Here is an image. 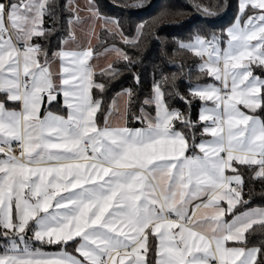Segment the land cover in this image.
<instances>
[{"label":"snow or ice","instance_id":"snow-or-ice-1","mask_svg":"<svg viewBox=\"0 0 264 264\" xmlns=\"http://www.w3.org/2000/svg\"><path fill=\"white\" fill-rule=\"evenodd\" d=\"M87 10L85 47L75 0H0V264H264V207L245 199L241 171L264 183V0H239L219 35L178 42L193 57L189 74L206 82L189 84L184 96L176 76H162L138 113L125 90L119 126L110 123L118 101L98 121L106 84L96 77L115 79L117 62L135 61L105 47L117 61L97 73L94 26L139 47L148 28L174 13L141 22L129 38L95 0ZM64 11L67 35L50 54L40 41L56 34ZM172 97L189 109L199 100L198 120L173 108Z\"/></svg>","mask_w":264,"mask_h":264},{"label":"trees","instance_id":"trees-1","mask_svg":"<svg viewBox=\"0 0 264 264\" xmlns=\"http://www.w3.org/2000/svg\"><path fill=\"white\" fill-rule=\"evenodd\" d=\"M188 1L192 7H189L184 0H152L146 6L149 0H145L144 7L139 11L133 12L119 8H132L130 5L133 0H108L109 3L105 0H95L102 15L118 20L124 34L129 38L134 36L136 28L141 22L154 21L165 9L174 13L156 21L153 27L148 28L139 47H129L122 42L118 35L113 38L112 36L105 35L103 28L98 30L97 34L102 39L97 40L93 45L96 51L106 45H115L126 51L135 61L134 66L128 67H125V62L123 61L117 62L115 66L120 69L121 74L115 79H107L99 74L97 75V81L106 84V90L102 95L97 92V99L102 98L103 100L102 112L98 113L97 117L101 125L104 115L109 109L111 99L116 93L123 91V89H131L135 93L136 103L133 105V112L138 113L140 102L146 97L154 81L159 82L162 76H176L178 91L184 96H188L189 94V84L195 85L206 82L203 79L198 80L195 71L189 74L188 69L193 65V57L177 51V44L181 41L190 40V37L196 33H215L219 35L234 20L237 13V0H228L227 11L220 18L218 17L225 10V0ZM60 2L66 4V0H60ZM111 4L119 7H114ZM196 4L211 10L215 14L208 15L203 10H198L195 7ZM194 9L202 16H198ZM68 17L69 13L64 11L56 24V34L49 41H40L49 50L50 54L60 46V41L67 35L66 30L68 25L66 21ZM49 23L51 22L49 21ZM115 61L117 59L112 60L110 63ZM182 64L184 65V69L180 71ZM256 74L261 75L259 70H257ZM135 76L139 77V84L136 83ZM169 103L173 108L181 112L190 113L192 121L198 120L201 107L199 100H194L190 109L178 97L170 98ZM128 126L139 127L140 125L131 122ZM241 171L245 180V199L251 201L252 207H264V183L253 180L250 171L246 169H241ZM258 239V236L254 238L257 241ZM56 249H58V246H44V250L47 251Z\"/></svg>","mask_w":264,"mask_h":264},{"label":"crops","instance_id":"crops-1","mask_svg":"<svg viewBox=\"0 0 264 264\" xmlns=\"http://www.w3.org/2000/svg\"><path fill=\"white\" fill-rule=\"evenodd\" d=\"M87 3H88V0H75V5H78V8H79V15H80V17L83 18V21H84V23H82L81 26L77 27L76 34L78 36V43L81 46H85V47L88 46V41L90 39L89 32L93 28V24L88 22L90 14H89V12L87 10ZM238 3H239V0H237V13H236V16L238 14ZM236 16H235V18H236ZM107 18H110V19L114 20V18H111V17H107ZM235 18H234V20H235ZM234 20L225 27L224 31L233 24ZM94 27H95V32L96 33L98 32L99 29L103 28V26L101 24H95ZM135 36H136V33L134 34V36H132L130 38H134ZM188 41H190V40H188ZM96 42H97V39L91 38L92 46ZM182 42H185V41H182ZM105 47H107L109 49H111V48H119V47H117L115 45H106V46L102 47L101 49H99L97 51L98 55H97V58L93 61V66L96 69V71H99V72H100L101 69L106 68L110 64V62L112 60L117 59L115 54H109V53L105 52ZM125 90H127V89H123V91H120V92L116 93L113 96V98L111 99V101H110L109 108L112 106V102L113 101H118V111H119V114H114L111 117V119H110V123H111L112 126H119V125H121L123 123V121L121 120L120 116L123 114L124 107H125V102H124V100L122 98H120V94L123 93ZM200 109H201V107H200ZM52 110L55 112V111H61L62 109L60 108L59 105H56L55 107H53ZM199 112H200V110H199ZM103 122H104V120H103ZM102 125H103V123H102ZM197 214L199 215L200 213L198 212ZM228 219H230V217H228ZM69 250H71V249H69ZM45 251L49 252V253H52V252L58 251V249L49 250V251L45 250Z\"/></svg>","mask_w":264,"mask_h":264},{"label":"water","instance_id":"water-1","mask_svg":"<svg viewBox=\"0 0 264 264\" xmlns=\"http://www.w3.org/2000/svg\"><path fill=\"white\" fill-rule=\"evenodd\" d=\"M107 3H109L108 2V0H105ZM152 0H149V2L146 4V6L151 2ZM186 3H187V5L189 6V7H192L191 5H190V3H189V1L188 0H184ZM112 6H114V7H119V6H116V5H114V4H111ZM145 6V7H146ZM119 8H122V9H124V10H127V11H139L140 9H142V8H123V7H119ZM227 8H228V0H225V10H224V12L218 17V18H220L221 16H223L225 13H226V11H227ZM194 11L196 12V14L198 15V16H202L197 10H195L194 9ZM217 19V18H216Z\"/></svg>","mask_w":264,"mask_h":264},{"label":"rangeland","instance_id":"rangeland-1","mask_svg":"<svg viewBox=\"0 0 264 264\" xmlns=\"http://www.w3.org/2000/svg\"><path fill=\"white\" fill-rule=\"evenodd\" d=\"M182 42V41H181ZM185 42H190V41H185Z\"/></svg>","mask_w":264,"mask_h":264}]
</instances>
